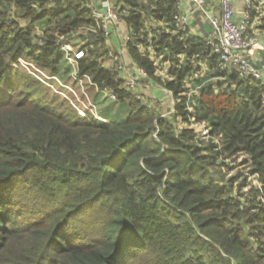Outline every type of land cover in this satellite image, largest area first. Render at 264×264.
Segmentation results:
<instances>
[{
  "label": "trees",
  "instance_id": "obj_1",
  "mask_svg": "<svg viewBox=\"0 0 264 264\" xmlns=\"http://www.w3.org/2000/svg\"><path fill=\"white\" fill-rule=\"evenodd\" d=\"M148 3L119 8L125 50L173 93V118L124 85L86 0H0V264H264V85L180 33L176 0ZM72 35L87 84L115 94L106 121L12 65L63 79Z\"/></svg>",
  "mask_w": 264,
  "mask_h": 264
},
{
  "label": "built area",
  "instance_id": "obj_2",
  "mask_svg": "<svg viewBox=\"0 0 264 264\" xmlns=\"http://www.w3.org/2000/svg\"><path fill=\"white\" fill-rule=\"evenodd\" d=\"M191 1L193 9L198 11L208 24V30L203 37L211 51L218 56L221 69L223 70L228 66L233 67L240 76H251L264 85L261 69L251 60V54L256 49L264 48V0H243V7L239 10L234 8L231 0H215L218 8L216 12H211L208 9L206 0ZM183 2L184 0H176L178 13L173 16V23L180 33L186 34L189 33V14L183 10ZM89 6L92 9L94 24L88 27V29L92 31L99 29L108 37L113 32L116 24L123 21V15L126 13L125 10H119L115 6L105 7L104 11H98L91 5ZM253 10L255 11V16L251 14ZM236 13L238 14L237 16ZM253 27L254 29L256 28L257 32L254 35H250L248 31ZM129 38L130 35L127 33L124 37V42ZM61 48L65 52L67 62L71 65L70 73L75 81L82 86L83 79L86 78L90 84L95 85L89 76L79 73L76 60L84 55L82 46L73 48L69 42H63ZM148 52L149 57L157 63L158 57L155 56L151 47H148ZM108 55L110 61L114 62L118 71L121 72L124 78V85L134 92L137 97H142L138 92V87L148 83L146 81V78H148L146 71L131 60L127 61L122 58V52L109 50ZM19 60L20 58L16 62H13L12 65L17 67ZM41 74L45 79L56 77V75L48 76L42 71ZM38 78L42 80L41 77ZM58 82L62 83L59 79ZM61 85L66 86L77 97L75 89L72 86L63 83ZM160 87L165 92H170L166 88ZM107 96L112 100L115 99V94L111 90H107ZM77 101H79V98H77ZM80 102L83 104L82 109L77 108L75 103L72 102V105L80 116L86 117L90 113L98 119L107 120L101 117L96 104L88 96L85 101L80 100Z\"/></svg>",
  "mask_w": 264,
  "mask_h": 264
},
{
  "label": "rangeland",
  "instance_id": "obj_3",
  "mask_svg": "<svg viewBox=\"0 0 264 264\" xmlns=\"http://www.w3.org/2000/svg\"><path fill=\"white\" fill-rule=\"evenodd\" d=\"M39 28L38 31L39 32ZM78 36L77 35H72L70 37L67 38H63L62 40L64 42H69L73 48H77L78 46H80L81 44L78 43ZM20 61V62H19ZM18 61V66L14 67L15 69L19 70L22 69L24 70L27 74L34 76L35 78H37L40 82H41V86H39V90L41 92L46 91L47 88L43 87L46 86L49 89L53 90L54 92H56L57 94H59L60 96L65 97L71 104V106L73 108H75L72 105V102L75 103L77 108L82 109L83 108V104H81L80 100L85 101L86 97L88 96L91 100H94L96 102V107L97 109L101 106H111V109H115L116 106L114 104L113 101H111L108 97H107V89L105 90H101L99 92L94 91L88 84L86 79H83V85L81 86L77 81H75V79L71 76V65L66 64V62L64 63V61H62V66H67V68L69 69L67 72H65L64 74V78L61 79L60 76H56L55 79L54 77H50L49 79H45L42 74L41 71L44 72L45 74H47L48 76H53L51 74H49L46 71H43L42 69H40L34 62L28 60L27 58L21 57L20 60ZM166 64V63H165ZM197 64V63H196ZM198 64L201 66L200 67V72L197 73L199 76H205V62L203 60H200L198 62ZM158 73H160V79L161 80H166L168 78L167 75L164 74V72L158 71ZM38 77H41V79H39ZM58 79L61 80V82L63 84H69L71 85L75 90L76 96H74V92H69V89L64 86L61 85L58 82ZM213 77H211L210 79H208L207 81H212ZM160 86V85H159ZM162 86V85H161ZM188 86L190 87L189 90V94L193 91H196L197 89V83H190L188 84ZM139 94L142 96L143 100L147 101L150 104H158L159 103V108L160 111H162V115L166 116L168 118H173V114L175 112V99L173 96L172 92H165V96L161 97L159 100L158 99H154L153 96H151V94H147V93H143L138 91ZM77 98H79V101H77ZM72 100V102H71ZM77 111V110H76ZM102 118H106L105 116L101 115ZM177 122L179 124V126H183L185 125V123L180 119L177 118ZM189 126L194 127L196 130H198L200 133L204 134L205 133V125L204 123H195V122H190ZM241 159V158H240ZM232 174V173H231ZM247 181L249 182V185L251 184H256V185H260V182L255 178L254 175H249L247 176ZM249 185L247 187H244L242 189V191H246L249 188ZM91 220H87V222H90ZM79 225H82V221L79 222Z\"/></svg>",
  "mask_w": 264,
  "mask_h": 264
},
{
  "label": "crops",
  "instance_id": "obj_4",
  "mask_svg": "<svg viewBox=\"0 0 264 264\" xmlns=\"http://www.w3.org/2000/svg\"><path fill=\"white\" fill-rule=\"evenodd\" d=\"M89 5L95 8L98 11H104L105 7L115 6L117 8H127L130 5L136 6V9L142 8L144 6H149V0H86ZM234 8L239 10L243 7V0H231ZM206 6L211 12L217 11V4L215 0H206ZM183 10L189 14V33L192 35H200L204 36L208 30V24L203 16L193 9V3L191 0H184L183 2ZM238 14L236 13V16ZM147 23L149 25L154 24L151 19H147ZM127 24L124 21H120L116 24L113 32L107 39V44L112 50H116L118 52H122V58L129 61V57L125 50V42L124 37L127 34ZM257 32L256 28H250L248 33L250 35H254ZM78 43H83V41L78 37ZM251 60L255 63V65L261 69L264 78V48L256 49L251 54ZM71 86V85H70ZM92 88V87H91ZM138 90L143 93L151 94L154 99H160L165 96V91L157 84L153 82L146 83L145 85H141L138 87ZM99 92V91H97ZM94 102V101H93Z\"/></svg>",
  "mask_w": 264,
  "mask_h": 264
}]
</instances>
